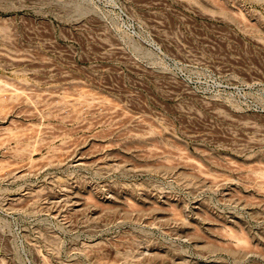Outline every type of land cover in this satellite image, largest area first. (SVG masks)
<instances>
[{
  "label": "rangeland",
  "instance_id": "374dc122",
  "mask_svg": "<svg viewBox=\"0 0 264 264\" xmlns=\"http://www.w3.org/2000/svg\"><path fill=\"white\" fill-rule=\"evenodd\" d=\"M0 264H264V0H0Z\"/></svg>",
  "mask_w": 264,
  "mask_h": 264
}]
</instances>
